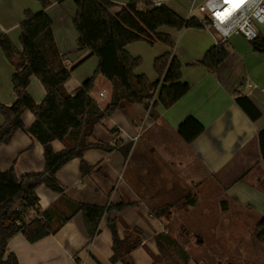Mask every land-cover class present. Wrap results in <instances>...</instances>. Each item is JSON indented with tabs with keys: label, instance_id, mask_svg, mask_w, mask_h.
<instances>
[{
	"label": "crops",
	"instance_id": "obj_1",
	"mask_svg": "<svg viewBox=\"0 0 264 264\" xmlns=\"http://www.w3.org/2000/svg\"><path fill=\"white\" fill-rule=\"evenodd\" d=\"M138 3L144 4L143 10L148 8L146 0H137V7ZM190 3L191 0H167L166 5L190 19ZM116 4L111 9L114 14L122 8ZM41 8L38 0H0V34H8L19 48L24 11L38 12ZM47 12L67 68L90 60L92 56L87 58L90 51L79 48L81 39L99 44L105 35L86 5L80 7L75 0H64L53 2ZM158 31L170 34L175 47L144 41L128 44L126 48L133 56L142 57L135 73L156 81L155 58L170 51L181 61V80L191 85L189 92L170 108L160 105L157 117L144 104L127 103L123 110L98 123L88 142L100 141L118 147L130 143L129 154L126 156L118 148L111 152L87 149L84 159L94 167L91 174L83 176L81 160L74 158L58 171L57 178L73 201L102 206L133 203L112 212L111 216L117 218L121 234L134 227L144 232L142 245L132 253L134 264H164L156 244V236L164 232L188 252L189 264H229V261L224 263L226 259L222 256L230 257L236 251L248 256L244 264H257L251 249L247 251L240 241H254L264 256V241L257 237V224L264 215V160L257 140L258 132L264 128V53L256 51L243 35L234 34L228 40L229 57L216 71H210L197 63L216 44L210 29L178 30L163 25ZM259 33L264 35V24ZM97 62L94 59V65ZM13 73L14 67L0 46V103L6 105L13 104L17 98ZM100 76L108 91L100 89L98 96H93L94 85L91 95L103 108L101 98L108 97L110 101L112 83L106 76ZM86 79L76 78L75 88ZM68 83L67 91L73 92L75 88ZM28 91L37 103L46 96L43 84L35 76ZM101 91L104 97H100ZM241 94L247 95L262 112L258 120L252 121L236 103V97ZM190 116L198 119L205 130L193 142L186 143L178 127ZM23 120L27 129L35 115L27 110ZM3 122L0 114V126ZM52 145L55 151L64 148L58 140ZM11 168L18 176L45 169L44 147L27 130L17 131L10 142L0 145V169ZM221 187H226L227 202L224 203ZM190 193L201 194L202 200L186 198ZM37 194L41 211L58 202L60 197L44 183L37 188ZM192 201L195 202L192 204ZM166 205L170 208L157 215L156 209ZM64 208L68 211V206ZM35 216L31 212L30 217ZM112 244L108 215L100 224L99 234L91 239L83 215L78 212L57 233L37 242L31 243L22 233L16 234L9 242L8 252L16 254L19 264H77L78 258L81 264H124L111 262ZM194 251L197 258L193 257Z\"/></svg>",
	"mask_w": 264,
	"mask_h": 264
},
{
	"label": "trees",
	"instance_id": "obj_2",
	"mask_svg": "<svg viewBox=\"0 0 264 264\" xmlns=\"http://www.w3.org/2000/svg\"><path fill=\"white\" fill-rule=\"evenodd\" d=\"M38 1L42 7L40 11H24V19L20 23L21 49L8 34H0V46L14 67L12 83L17 96L11 105L0 103V114L4 118L0 126V145L10 142L17 131L27 130L43 145L45 159L43 171L21 176L16 174L14 168L6 171L0 169V264H19L16 254L8 252L9 242L16 234L22 233L29 242H37L57 233L78 212L83 215L91 239L99 234L100 224L108 215V227L113 239L111 262L134 264L132 253L142 245L144 232L134 227L121 234L117 218L111 216L112 212L121 211L133 203L102 206L73 201L66 195L57 173L70 160L79 158L82 175L91 174L94 167L84 159L85 150L90 148L107 152L118 148L127 156L132 147L130 143L118 147L117 144L100 141L88 142L96 125L123 110L127 103L144 104L150 108L151 115L157 117L160 105L164 108L172 107L191 89L189 83L181 80V61L175 54L168 51L155 58L154 68L158 79L153 82L145 74L135 73L142 58L133 56L127 50V45L135 41H145L151 45L162 42L174 48L176 43L172 36L158 31L161 26L168 25L182 30L188 27L203 28V24L194 18L181 17L167 5L140 10L137 0H131L114 14L111 9L115 3L111 0H75L80 7L86 5L105 39L99 44H94L91 39H81L79 48L88 49L90 53L87 58L96 55L99 63L92 77L87 78L73 92H68L66 83L78 65L67 68L64 64L54 37L53 22L47 12L53 2L64 0ZM250 41L256 51L264 53L263 34L259 33L258 37ZM230 53L228 40L220 42L211 46L197 63L210 71H216ZM100 74L112 83L111 99L103 108L91 95ZM32 76L37 77L46 90L41 103H37L28 91ZM157 89V98L150 105ZM235 101L252 121L262 116L260 109L247 95H238ZM27 110L35 115V120L26 129L23 114ZM204 130L205 126L192 116L187 117L178 127V133L186 143L193 142ZM55 140L64 145L62 150L55 151L52 145ZM257 140L264 160V128L258 132ZM43 183L60 197L58 202L41 211L37 188ZM191 196L190 193L186 198ZM64 205L68 206V211ZM168 208L170 205L156 209L157 215ZM31 212L37 216L31 218ZM257 237L264 241V215L257 224ZM156 244L165 264H189L190 255L169 233L158 234ZM77 264H81L79 258Z\"/></svg>",
	"mask_w": 264,
	"mask_h": 264
},
{
	"label": "built area",
	"instance_id": "obj_3",
	"mask_svg": "<svg viewBox=\"0 0 264 264\" xmlns=\"http://www.w3.org/2000/svg\"><path fill=\"white\" fill-rule=\"evenodd\" d=\"M166 2L146 0L149 8L164 6ZM188 16L210 29L216 37V44L229 40L234 34L253 40L259 35L258 25L264 24V0H191ZM158 91H155L150 105L157 98ZM104 95L101 91L100 97Z\"/></svg>",
	"mask_w": 264,
	"mask_h": 264
},
{
	"label": "rangeland",
	"instance_id": "obj_4",
	"mask_svg": "<svg viewBox=\"0 0 264 264\" xmlns=\"http://www.w3.org/2000/svg\"><path fill=\"white\" fill-rule=\"evenodd\" d=\"M114 2L117 3L116 5H119L121 7V6H124V5L128 4V3H130L131 0H128L127 3L122 2V0H114ZM144 7L145 6H144L143 3H138V8L140 10H143ZM260 27H261V25H258V30L260 29ZM19 33H21V28L19 29ZM73 33H76L77 34V32H75V31ZM19 43H20V38H19ZM157 43L163 44L162 42H157ZM19 48L20 49L22 48L21 43H20V47ZM93 56H94V58H93ZM93 56H92V58H90V60H86L80 66L76 67V69L72 72L74 74H73L72 78H70V80H69V83H68L69 87L75 88V86H77L76 78L77 79L86 78V77L88 78V77H92L95 74V71H96L97 66H98V63H99V58L96 55H93ZM94 59H95V61L98 59V62L96 63V65H94ZM100 75L97 76V79L95 81V90L92 93L93 96H98V90H100V89L101 90L102 89H105V90L108 91V87H107V85H104V83L102 82V80L100 78L101 77ZM101 99H102V104L106 106L107 103H108V101H109V98L107 97V99H103V98H101ZM225 188L226 187H221V195H222L221 201H222V203L227 202V198L224 195V192L226 190ZM190 198L198 199L200 201L202 200L201 194H199V193H197V195L195 193H192V196ZM27 218H29V217H27ZM222 226H224V225H222ZM222 226H221V228H222ZM239 241H240V239L238 238L237 243ZM240 242H241V244L244 243L242 245L244 247H246L247 251H248L249 248L251 249V251L253 252V257L255 258V261L254 262H256L257 264H263L264 263V256H262V254H261L260 247L257 246V245H255L256 243L254 241L242 240ZM232 247H233V245H232ZM193 257L194 258H197L195 251L193 253ZM222 259H226V261H224V263H228V261H229V264H244V263L247 262V260L249 258H248V256L245 257V255H242L241 256L239 254V252L236 251V252L232 253V255L230 257H224V256H222ZM230 261H232V263ZM163 263H164V261H163Z\"/></svg>",
	"mask_w": 264,
	"mask_h": 264
}]
</instances>
